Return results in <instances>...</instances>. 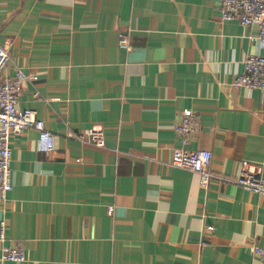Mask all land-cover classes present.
<instances>
[{
    "label": "crops",
    "instance_id": "1",
    "mask_svg": "<svg viewBox=\"0 0 264 264\" xmlns=\"http://www.w3.org/2000/svg\"><path fill=\"white\" fill-rule=\"evenodd\" d=\"M221 3L0 0L1 79L28 75L17 106L55 140L41 152L33 126L10 134L0 255L22 242L26 258L0 264H264V195L234 180L243 162L264 177V94L227 85L264 46ZM185 109L199 126L184 144ZM94 124L103 147L79 138ZM173 147L212 151L207 186L169 164Z\"/></svg>",
    "mask_w": 264,
    "mask_h": 264
},
{
    "label": "built area",
    "instance_id": "2",
    "mask_svg": "<svg viewBox=\"0 0 264 264\" xmlns=\"http://www.w3.org/2000/svg\"><path fill=\"white\" fill-rule=\"evenodd\" d=\"M221 16L224 19H237L244 26H256L257 33L250 34V39L258 46H264V0H222ZM10 43L0 42V197L6 200L12 190L11 156L12 147L10 134L22 132L27 126H33L38 131L37 149L50 152L55 148L53 132L47 127L44 119L37 116L32 108L20 109L17 106L19 94L28 75L17 68L12 76L1 79L2 71L7 65L10 54ZM121 45L127 46V39L121 36ZM244 70L238 72L235 79L228 83V87L244 86L258 88L264 94V56L261 54H247L243 60ZM199 126L198 116L190 109L181 112L176 130L182 142H188V135ZM79 138H87L95 146H105V133L102 124H94L84 130ZM212 151L207 148L189 150L184 147L171 148L169 164L188 168L200 177L202 186H207L211 177ZM234 180L246 190L264 195V177L259 168L249 162H243L240 174ZM110 205V210L113 209ZM2 231L0 240L5 241V221H1ZM253 251L264 258V246L254 245ZM26 258L25 246L22 242L3 244L0 261L9 260L21 262Z\"/></svg>",
    "mask_w": 264,
    "mask_h": 264
}]
</instances>
